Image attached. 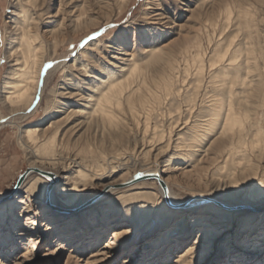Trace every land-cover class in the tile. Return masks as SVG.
<instances>
[{
    "label": "rangeland",
    "instance_id": "1",
    "mask_svg": "<svg viewBox=\"0 0 264 264\" xmlns=\"http://www.w3.org/2000/svg\"><path fill=\"white\" fill-rule=\"evenodd\" d=\"M73 2L81 7L77 12L81 14L80 22L69 19L71 0H0V203H6V209L0 211L6 216L4 224L0 222V264H264V213L245 210L239 217H228L204 210L194 214L200 205H193L183 208L185 213L174 214L170 211L179 209L165 204L155 181L133 184L128 180L141 175L156 157L161 176L167 178L178 199L205 194L232 205L248 202L264 208V0ZM21 10L35 17L43 58L37 87L40 94L35 93V98L39 94L37 105L13 113L2 90L13 70L10 48L17 34L14 21ZM50 20H55V28L49 25ZM197 46L203 50L206 64L201 75L195 74L189 62ZM234 51L241 58L237 62L243 67L239 72L226 62ZM244 52L256 63L257 69L251 75L244 69L248 57ZM221 53L226 57L222 62L218 58ZM173 62L184 85L176 82L168 95L160 84L169 76V64ZM212 62L216 64L214 70L208 67ZM220 65L231 71L218 69ZM134 67L137 70L132 73ZM111 72L123 83L124 95L132 90L133 101L147 99L152 105L143 110L137 103L138 112L132 116L122 98L120 109H110L125 129L116 142L110 140L109 127H103L95 117H65L69 111L82 108ZM224 72L231 76L228 87L224 86ZM241 78L253 80L255 91L251 87L245 92L237 82ZM230 90L238 92L241 101L237 105L234 100L236 112L245 108L255 117L253 121L262 132L259 150L252 152L248 145L231 154L217 150L223 142L237 143L235 138L227 140L229 131L219 137V127L194 149L190 162L183 159L184 155L173 157L176 142L184 152L188 150L185 145L193 138L190 126L208 119L211 96L221 92L227 96ZM154 96L159 99L156 104ZM48 111V119L37 127L39 135H49L58 127L57 140L63 143L78 147L87 142L93 149L105 148L108 152V160L97 156L105 173L90 186H81L75 177L54 171L60 179L56 189L57 182L51 186L57 201L65 203L72 197L73 202L86 201L77 212H63L53 205L59 211L56 218L45 215L44 205L50 207L47 201L26 190L30 186L43 191L46 179L32 175L23 189L16 187L27 167L42 155L32 145L23 146L19 134ZM50 124L54 127L47 130ZM252 136L246 130L244 141L252 140ZM109 191L112 193L104 206L102 198ZM63 216L72 219L62 225L59 221ZM113 217L119 222L108 225ZM258 219L261 224H257ZM71 226L78 232L70 233ZM95 228L99 229L94 232ZM114 234L117 245L106 247Z\"/></svg>",
    "mask_w": 264,
    "mask_h": 264
},
{
    "label": "bare ground",
    "instance_id": "2",
    "mask_svg": "<svg viewBox=\"0 0 264 264\" xmlns=\"http://www.w3.org/2000/svg\"><path fill=\"white\" fill-rule=\"evenodd\" d=\"M73 1H75V0H71L72 6H71V8H69V10H70L69 11V17H70L69 19L71 20V22H78L81 18V14H78L77 12H79L81 7L77 6L76 3ZM28 3L32 4L31 1ZM28 3H26V4H28ZM64 5L66 6V4H64ZM60 6H62V5L59 4V7ZM24 13H25V11L21 10L20 14L18 15V17L14 21L15 26H16L15 31L17 32V34H16L15 41L13 42L14 45H12L10 48V52H11L10 57H11V61L13 62V70L10 72L8 78H6V81L3 83V90H2L3 91L2 93L4 96L3 99L6 103V105L8 106L9 110L13 113H15L19 110H22V109L26 110L30 106H33V105L36 106L38 103L39 94H40V92L37 90V87L39 86L38 83H39V76H40V72H41L40 68L42 66L41 63H42V58H43L42 57L43 56L42 55L43 43L40 39H38V34L35 33V30L37 29V25L35 23L36 20L34 19L35 17L33 18L32 16L25 15ZM49 25H52L55 28V20H50ZM53 33H55V30H52V34ZM231 44H233V41ZM196 48H197V51L194 55L192 54L190 56L189 62H191V66L193 67L195 74L201 75L202 73H204L203 71L205 69L206 64H204V60H203V53H202L203 50H201L200 46H197ZM252 48L253 47H251V49ZM248 49L249 48L247 47V50L246 49L245 50L248 51ZM249 51H251V50H249ZM193 52H194V50H193ZM244 53L246 56L248 55V57L245 56L247 63L245 64L244 69H246V71H247L246 74L251 75L257 69L256 65H255L256 63L255 62L253 63L252 60H254V59L252 57H250L249 54H247L246 52H244ZM254 53L255 52L251 51L252 55H254ZM223 55L224 54L221 53V55L218 56V58L221 59V60L218 59L220 62L224 61V59L226 58ZM238 58H239V54L234 51L230 54V56L226 60L227 66L234 69V70H237L236 72H239L240 69L243 68L242 64H237V62L241 61V58L240 59H238ZM244 58H242V59L244 60ZM74 61L77 62V60H74ZM215 66H216L215 62L214 63L212 62V64H210L208 67H209V69L214 70ZM227 66H223L221 68V65H220V67L218 69L223 71V70H225V67H227ZM177 68L178 67L175 66L174 62L169 64L170 74L167 77V79L166 80L163 79L164 81L160 84V87L162 88V92L167 93V94L172 92V87L175 86L176 82L182 81V83L184 85V82L182 80L183 77H182L180 71L178 70L179 68L178 69ZM186 69H188V68L186 67ZM228 69L225 71L228 72ZM136 70L137 69L134 67V69L132 68L131 71H132V73H135ZM131 71H129L128 73H130ZM229 71H231V69H229ZM184 72L182 71V74ZM227 72H224V78L226 77V79L224 80V86H226V87H228L227 85L229 83H231V82H229L231 79L230 78L231 76L228 77ZM240 73L242 74V72H240ZM250 75H248V76L250 77ZM215 79H216V77H215ZM246 79L245 78H243L242 80L239 79L240 82L239 81H237V82L239 85L244 86V91L249 90L252 87L251 88L252 90L251 89L250 90L252 92H254L255 89L257 88V86H255V84H254L255 82L253 80L248 81L249 79L246 81ZM226 81H227V83H226ZM231 86L229 87V89L231 88ZM40 90H42V89H40ZM37 91L39 94L35 98V93ZM123 91H124L123 90V83L118 81L115 74H113L111 72L108 74L106 80L101 82V87L98 88L97 90H95L93 95H90L89 97H87V99L85 100L86 104L82 108L78 109L77 111H73V112L69 111L65 117H67L68 120L71 118V116L79 117V118H82L84 120H88L92 117H95L97 120L101 121L103 127L104 126L109 127L108 129L112 131L110 140L112 142L113 141L116 142L117 140H120L119 137L124 134L125 129L123 126H121L122 122L119 119V116L116 115L110 109L111 108L120 109L122 106L121 105L122 98H124V101L126 102L128 109L130 110V113L132 116L136 115V113L138 112V109H136L137 103L141 106V108L143 110H145L146 106H149V107L152 106L149 102H147V99L141 101L140 100L141 98H139V99L133 101L132 96L135 93L134 91L129 90V91H127L126 95H124ZM231 91L232 90H230L228 92L227 96L225 95V92H223V93L221 92L220 94L214 93L211 96V98H210L211 100L209 101V104L207 106V108L209 109L208 110V113H209L208 119L199 121L200 124L198 123L194 126L193 125L190 126V131H193V138L189 144L185 145L186 149H188V150L186 152H184L185 150H182L183 146H180L181 145L180 142L179 143L176 142L173 145L174 149H175L173 157L183 158V155H184L183 159H186L187 161H189L188 158L192 159L194 156V153L196 152L194 149H196L198 146H200L202 144V142L204 141L206 136H208L211 133H215L214 130H218L219 127H220L219 137H221V135H224L225 132L229 131L230 136L228 135L226 137L227 140L233 141L235 138L237 140V143L235 145L231 141H230V143L229 142L228 143L223 142V143L217 145V147H216L217 150L221 151L222 149H224L223 153L228 152L229 154H231L232 152L237 153L238 150H240L241 148H243L246 145H248V147L250 148V150L252 152L259 150L261 143H262V141H260V139H262V132L258 131L257 124L254 123V121H253L255 119V117L252 118L251 117L252 115H250L249 112L247 110H245V108L243 110H241V112H236L234 100H236L237 105H239L241 101L239 99H237L238 92L236 91L237 93L234 94ZM257 93H258V91H257ZM152 99H153L154 104L159 102L158 96H154V97H152ZM56 107L57 106H54L53 108H56ZM191 108H194V107H191ZM48 116H49V111L45 112L43 117L39 118L35 122V124L31 125L30 127H27L25 131L20 132V134H19L20 140H21V143L23 144V146L29 148L30 145H32V146L36 147L38 150L42 151V155L40 157L36 158V159H38V161L31 163L27 167V169L24 171V173H23L24 177L21 180L19 186H20V189H21V187L23 189V187H24L23 184L26 183L27 179H29L30 176H32V175H36V177L42 176V178L46 179L47 184H46L43 191L42 190H39V191L34 190L30 186L28 188H26V187L25 188L27 190V193H29L31 195H34V194L38 195L39 199H41L42 202L45 203V201H47L49 203L48 205L50 207H48L47 205H44L45 208L43 211L45 212V215L52 216V217L56 218V216L59 215V211H57L53 205H57V206H59V208H62L61 210H63V212H66L69 210L70 211H76V210H78V208H82V206L84 205L83 203L86 201L80 200L78 202H73L72 196H71L72 198L65 203H60L59 201H57L55 198V191L54 192L51 191V190H53V189H51V186L53 184H55V182H57L56 186H54V188L56 189L60 185V179H59V175L57 174V172L55 173L54 171L60 170V171L64 172L66 175H71V177H73V178L75 177L76 178L75 181H78L77 184H80L81 186H90L93 184V181H96V180L100 181L103 174L105 173L104 165L102 166L101 164L97 163V156H104L105 158H107L108 152H106L105 148H100V150L93 149L90 147L89 144H87V142L83 145L78 146V147L75 145L72 146L69 143H63L62 139L57 140V135H58V130H59L58 127H56L51 132L49 131L50 132L49 135L45 134V132H43L41 135H39L37 127H38V125H41L46 119H48L47 118ZM147 120H148V118H146V121ZM146 124H148V123L146 122ZM183 125L187 126L188 124L185 122ZM52 127H54L53 124H50L49 127H47V130H48V128H52ZM147 129H149V128L147 127ZM154 129H156V128H154ZM183 129H185V128H182L179 131H181ZM246 130H249L250 132L253 133V136H252L253 139L248 140L247 142L244 141V132ZM159 134H161V133H159ZM177 135H178V133H177ZM157 137L160 139L162 137V135L156 136V139H157ZM179 138H180V136H179ZM175 140L177 141V139H175ZM169 145H170V143H169ZM125 155L127 156V154H125ZM115 157L114 158L111 157V158L115 159ZM132 158H134V157H132ZM106 160H108V158ZM120 160H122V158ZM128 163H130V162L128 161ZM147 167L148 168H146V170L143 171V173H141V175H138L136 177L132 176L128 179V180H135L136 178H138L140 176L147 175L148 178H146V180L134 181V183L132 181H130L129 183L137 184V183H141V182L148 181V180L155 181L158 184V189L163 196V200H164L165 204L170 208L179 209V210L173 212V211H170L169 208L165 207V210L167 212L170 211L174 214H182V213H185V211H184L185 209L190 208L193 205H200V207L195 208L193 210L194 214H201V213H203L202 211H204V210H212L214 212H219L221 214L228 215V217H232L233 214H235L236 216L239 217L240 215H243L245 210H250L251 213L256 212L255 214L259 213L260 215H262L264 213V208H257V205H255V203L242 202L238 205H232L231 203L225 202V201L218 199L212 195L198 194L195 196H191L190 198H186L185 200L178 199L171 192L169 185H168L167 178H164L161 176L163 171H161L162 168L160 169V163L156 160V157L153 160V162L150 163ZM26 171H27V173H26ZM66 179H72V178L66 177ZM111 193L109 191L106 193V195H104V197L102 198V201H103L101 203L102 205L105 206L108 204V202L105 200H106V197ZM209 196H211V197H209ZM16 200H17V198L15 199V201ZM13 203H15V202H12L10 204H13ZM5 204H6L5 202L0 203V211H4L6 209ZM96 205H94L93 207L96 208ZM183 208H185V209H183ZM104 209H106V208H104ZM232 209H236V210L235 211H227V210H232ZM54 210H56V212ZM107 212L108 211H106V213ZM80 214L83 215L85 213L82 210V211H80ZM0 216L2 217L0 222L4 224V222L6 221V216H3V215H0ZM69 219H72V217L63 216L62 219H60L59 223L60 224L65 223ZM118 222H119L118 218L113 217V219H111L109 221L108 225H113V224H116ZM259 223H260V219L257 220V224H259ZM83 228L84 227H82V229ZM98 229L99 228H95L94 232H96ZM68 231L70 233L74 234V233L78 232V229L75 226H71L68 228ZM97 233H99V232H97ZM115 237H117L116 234H114L113 238H111V240L109 241V244L106 247H112L114 245H117V243L115 242ZM2 244L6 245V242H3Z\"/></svg>",
    "mask_w": 264,
    "mask_h": 264
},
{
    "label": "water",
    "instance_id": "3",
    "mask_svg": "<svg viewBox=\"0 0 264 264\" xmlns=\"http://www.w3.org/2000/svg\"><path fill=\"white\" fill-rule=\"evenodd\" d=\"M26 173H27V171H26ZM23 177H24V174L19 177V179H18V181L16 183V187L19 186V184H20L21 180L23 179ZM146 178H148V176L147 175H143V176H140V177L136 178L135 180H132V182L146 180Z\"/></svg>",
    "mask_w": 264,
    "mask_h": 264
}]
</instances>
